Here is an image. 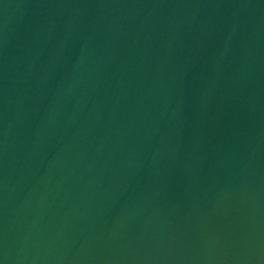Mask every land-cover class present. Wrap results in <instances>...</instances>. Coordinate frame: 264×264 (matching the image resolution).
<instances>
[{"label": "water", "instance_id": "1", "mask_svg": "<svg viewBox=\"0 0 264 264\" xmlns=\"http://www.w3.org/2000/svg\"><path fill=\"white\" fill-rule=\"evenodd\" d=\"M0 264H264V0H0Z\"/></svg>", "mask_w": 264, "mask_h": 264}]
</instances>
